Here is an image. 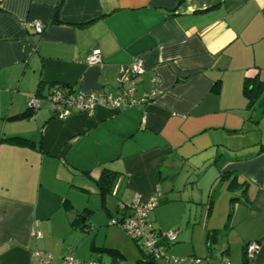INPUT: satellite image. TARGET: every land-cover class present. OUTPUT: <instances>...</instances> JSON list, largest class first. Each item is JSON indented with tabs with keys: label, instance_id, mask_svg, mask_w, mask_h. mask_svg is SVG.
<instances>
[{
	"label": "crops",
	"instance_id": "0c3cea01",
	"mask_svg": "<svg viewBox=\"0 0 264 264\" xmlns=\"http://www.w3.org/2000/svg\"><path fill=\"white\" fill-rule=\"evenodd\" d=\"M94 48L102 61L89 65ZM131 78L137 97L156 92L150 103L60 119L41 97L23 115L39 82L116 96ZM246 78L264 85V0H0V264H40L36 249L49 264L113 263L104 248L126 262L133 245L109 221L156 189L148 219L177 232L170 257L216 245L218 263L241 264L255 241L252 264H264V96L247 97Z\"/></svg>",
	"mask_w": 264,
	"mask_h": 264
},
{
	"label": "built area",
	"instance_id": "2783aa9c",
	"mask_svg": "<svg viewBox=\"0 0 264 264\" xmlns=\"http://www.w3.org/2000/svg\"><path fill=\"white\" fill-rule=\"evenodd\" d=\"M33 28L36 34L43 32L44 26L39 20H31L24 22ZM86 63L99 64L102 61L101 51L98 48L92 49L91 53L85 59ZM144 71L143 61L140 57L135 58L130 64V72L133 77L140 75ZM155 81V79H153ZM156 96L154 90L142 93L136 96L135 81L131 78L125 93L122 95L112 94H79L65 93L60 89H53L46 94V98L50 102V109L54 116L64 119L72 112L84 111L91 114L95 107L105 106L115 109H123L135 105H146L150 103ZM39 98L32 96L27 102L28 108L36 109L39 107ZM161 192L156 189L147 198L143 199L139 193H134L128 202H119V217L110 219V223L119 226L123 231L134 240L139 247L149 253L155 259H163L166 262L179 263L185 262L184 259L172 258L167 254L170 243L175 241L177 232L171 229L156 230L152 227L148 219V213L157 206ZM35 237H40L41 233L37 230L33 231ZM259 247V243L250 241L245 246V254L248 258H254ZM31 256L39 261L40 264H49L51 255L45 251L33 250ZM192 263H198V258H189ZM61 264H110L103 263L98 260L80 261L72 256L65 257ZM218 264H229L224 258Z\"/></svg>",
	"mask_w": 264,
	"mask_h": 264
},
{
	"label": "trees",
	"instance_id": "16d2710c",
	"mask_svg": "<svg viewBox=\"0 0 264 264\" xmlns=\"http://www.w3.org/2000/svg\"><path fill=\"white\" fill-rule=\"evenodd\" d=\"M57 12H58V6L54 10V13H53L54 17L57 15ZM53 89H60L67 94L70 92H73L72 87L69 85H65V84L57 83V82H49V83L39 82L33 96L40 99L41 97H45L46 94L50 93L51 90H53ZM243 93L249 98H252V97H253V99L255 98L254 100L259 99L260 97L264 96V85H262L261 83L256 84L255 79L246 78L244 81V84H243ZM32 113H33V109L28 108L24 112L23 115L30 116V115H32ZM8 140L13 141V142L18 143V144H23L24 142H26V139L19 138V137L10 138ZM110 177H111L110 172L103 171L101 173L99 179L96 181L98 189H99V193L101 196H104V194L109 192V190H110V188L108 187L110 185V181H111ZM81 227H83V224H81ZM159 230H161V229H159ZM216 234H217V232L215 230H212V231L209 230L208 235H207V244L209 245V247H210V244L215 240ZM175 241H176V239H175ZM175 241H173L170 244H173ZM246 244L243 247V252L241 255V264H252L253 258H248L245 254ZM139 249H140V251L141 250L144 251L141 247H139ZM102 250H105L112 255L113 263L111 262L110 264H115V261L118 260V254L119 253L115 249L104 248ZM225 259L228 261L227 258H225ZM80 261H82V260H80ZM133 264H166V261L163 259H155L149 253L144 251L143 256L141 258L137 259Z\"/></svg>",
	"mask_w": 264,
	"mask_h": 264
},
{
	"label": "rangeland",
	"instance_id": "374dc122",
	"mask_svg": "<svg viewBox=\"0 0 264 264\" xmlns=\"http://www.w3.org/2000/svg\"><path fill=\"white\" fill-rule=\"evenodd\" d=\"M261 123H262V125H264V121H262ZM262 128H264V127H262ZM128 240L131 242V244L133 245L134 249H132L133 251L130 253V255H129V257H128L126 262L124 260V261H121L120 263H117V264H133L137 259L141 258L143 256V254H144V251H142V250L140 251L137 243L134 240H132L130 237H128ZM217 248H218V246L216 247V245H214L213 248L211 249L210 255L208 257H207V255H205L203 257L202 255L198 254L197 256H199V257H196V258H198L200 260V262L198 264H217L219 262V260H220V254H217V252H216ZM138 251H139V253H138ZM138 254H140V255H138ZM171 257L172 258H176L174 256H171ZM189 257L190 256L178 257L180 260L181 259H184V260L188 259L185 262H179V263L166 262V264H194V263L189 261ZM236 264H240V261L238 263L236 262Z\"/></svg>",
	"mask_w": 264,
	"mask_h": 264
}]
</instances>
